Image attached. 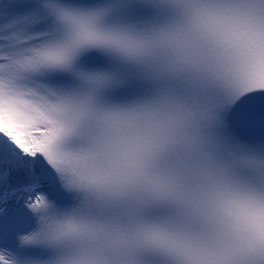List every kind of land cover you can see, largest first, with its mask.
<instances>
[{"label": "snow or ice", "instance_id": "obj_1", "mask_svg": "<svg viewBox=\"0 0 264 264\" xmlns=\"http://www.w3.org/2000/svg\"><path fill=\"white\" fill-rule=\"evenodd\" d=\"M0 264H264V0H0Z\"/></svg>", "mask_w": 264, "mask_h": 264}]
</instances>
